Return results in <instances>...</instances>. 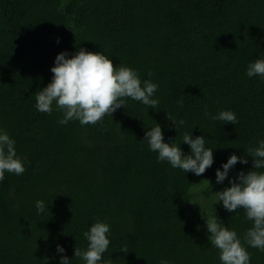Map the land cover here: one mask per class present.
I'll return each mask as SVG.
<instances>
[{
	"label": "trees",
	"instance_id": "16d2710c",
	"mask_svg": "<svg viewBox=\"0 0 264 264\" xmlns=\"http://www.w3.org/2000/svg\"><path fill=\"white\" fill-rule=\"evenodd\" d=\"M79 48L157 83L156 109L128 99L83 127L59 125L60 112H36L34 93L50 82L56 55ZM258 56L264 0H0V127L25 158V172L0 183V264H58L57 244L71 259L97 219L111 228L107 264H220L202 218L215 214L238 235L251 226L243 209L215 204V192L230 186L217 184L215 171L233 153L248 164L237 163L230 177L252 170L244 149L264 138V81L245 76ZM206 109L232 110L238 123L212 121ZM156 123L165 142L205 136L212 167L195 176L157 163L143 142ZM37 200L49 211L37 215ZM247 250L251 264H264V252Z\"/></svg>",
	"mask_w": 264,
	"mask_h": 264
},
{
	"label": "clouds",
	"instance_id": "9594fccd",
	"mask_svg": "<svg viewBox=\"0 0 264 264\" xmlns=\"http://www.w3.org/2000/svg\"><path fill=\"white\" fill-rule=\"evenodd\" d=\"M50 71V82L34 93L32 104L34 110L42 115H51L54 111L62 113V118L57 121L59 125L70 121H78L82 127L102 123L106 115L112 116L117 109L125 108L128 99L139 102L147 110H155L159 104L155 96L159 87L157 83L151 79L141 80L132 67L121 63L114 67L110 57L103 52L85 48L71 54L67 50L61 51L56 55ZM151 75L149 72L148 76ZM245 76L264 81V57L258 56L250 61ZM205 115L212 121L222 122V125L231 123L235 126L238 123V117L232 110L212 114L206 109ZM172 122L176 128V122ZM35 139L44 144L40 134ZM206 140L203 135L193 136L191 131L183 134L180 143L176 142V138L165 142L162 127L156 123L145 128L143 142H146L150 152L156 153L157 163L165 162L184 174L201 176L214 163V149L206 145ZM181 144L188 145V154L183 152ZM244 150L252 158V170L247 173L241 170L230 177L229 173L237 163L246 165L248 159L233 153L226 162H222L215 171V182L223 184L227 179L230 186L215 192V204L220 203L229 213L243 209L244 219L251 226L238 235L235 229L219 221L215 214L202 218L208 241L218 250L220 264H251L248 248L264 252V138H257L254 146ZM24 172L25 158L17 154L15 140L0 127V183L4 182L6 173L22 175ZM34 206L37 215L49 211L42 200L35 201ZM110 235V224L97 219L82 232L87 247L83 250L75 247L73 257L79 258L83 264H107L102 257L110 245ZM120 251L127 252L128 249L122 247ZM56 253L60 254L58 264H70L73 257L70 259L64 255L62 245H56ZM161 264L168 262L162 261Z\"/></svg>",
	"mask_w": 264,
	"mask_h": 264
},
{
	"label": "rangeland",
	"instance_id": "374dc122",
	"mask_svg": "<svg viewBox=\"0 0 264 264\" xmlns=\"http://www.w3.org/2000/svg\"><path fill=\"white\" fill-rule=\"evenodd\" d=\"M103 221H106L108 223L107 220H103ZM112 224L114 225V227L116 228L118 225H121V223H119V220H112ZM125 224V223H123ZM110 231H111V228H110Z\"/></svg>",
	"mask_w": 264,
	"mask_h": 264
}]
</instances>
